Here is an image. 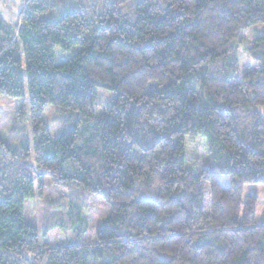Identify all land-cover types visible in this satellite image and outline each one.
I'll list each match as a JSON object with an SVG mask.
<instances>
[{"label":"trees","instance_id":"1","mask_svg":"<svg viewBox=\"0 0 264 264\" xmlns=\"http://www.w3.org/2000/svg\"><path fill=\"white\" fill-rule=\"evenodd\" d=\"M23 2L10 24L0 10V96L26 98L31 127V145L0 139V264H264L256 197L242 206L264 184V0ZM47 105L75 114L55 138ZM46 179L107 202L93 242L25 223Z\"/></svg>","mask_w":264,"mask_h":264},{"label":"rangeland","instance_id":"2","mask_svg":"<svg viewBox=\"0 0 264 264\" xmlns=\"http://www.w3.org/2000/svg\"><path fill=\"white\" fill-rule=\"evenodd\" d=\"M23 0H1L0 10L5 21L10 24L16 14L23 8ZM46 21L53 20L50 14H44ZM79 51L72 47L68 52H56L54 63L61 64ZM97 100L94 108L95 115L105 112L109 98L113 94L107 90L96 88ZM24 106V118L19 110ZM64 120L57 121L56 117ZM61 113L57 108L47 105L42 114V120L51 138L57 137L63 128H70L75 120V114ZM0 139L9 147L16 150L23 144L31 145V127L26 98H11L0 96ZM187 164L194 169L206 166L204 139L201 137L187 138ZM248 196L256 197V224H264V184H246L243 187L242 206ZM24 221L39 233L55 225L73 230L74 242L78 244L91 243L95 240V232L102 221L110 214L109 205L101 197L77 188H60L53 185L49 179L45 181L44 193L41 198L24 202Z\"/></svg>","mask_w":264,"mask_h":264}]
</instances>
